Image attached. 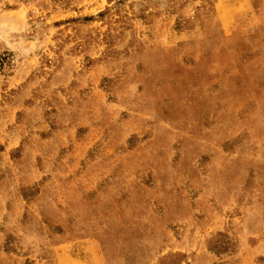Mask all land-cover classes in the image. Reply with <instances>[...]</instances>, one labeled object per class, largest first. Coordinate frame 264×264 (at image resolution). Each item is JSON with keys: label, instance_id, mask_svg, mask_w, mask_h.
<instances>
[{"label": "rangeland", "instance_id": "374dc122", "mask_svg": "<svg viewBox=\"0 0 264 264\" xmlns=\"http://www.w3.org/2000/svg\"><path fill=\"white\" fill-rule=\"evenodd\" d=\"M0 264H264V0H0Z\"/></svg>", "mask_w": 264, "mask_h": 264}]
</instances>
